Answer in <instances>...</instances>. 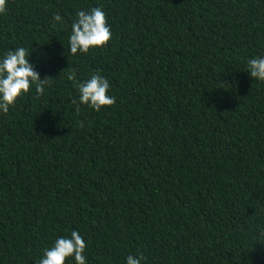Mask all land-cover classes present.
I'll list each match as a JSON object with an SVG mask.
<instances>
[{
	"label": "trees",
	"instance_id": "obj_1",
	"mask_svg": "<svg viewBox=\"0 0 264 264\" xmlns=\"http://www.w3.org/2000/svg\"><path fill=\"white\" fill-rule=\"evenodd\" d=\"M93 7L112 37L73 55L72 20ZM6 8L0 54H49L32 59L51 85L0 113V264H38L72 230L87 264H264V80L247 72L264 56V0ZM72 70L107 77L115 103L77 110Z\"/></svg>",
	"mask_w": 264,
	"mask_h": 264
},
{
	"label": "clouds",
	"instance_id": "obj_2",
	"mask_svg": "<svg viewBox=\"0 0 264 264\" xmlns=\"http://www.w3.org/2000/svg\"><path fill=\"white\" fill-rule=\"evenodd\" d=\"M6 11V0H0V15ZM52 19L53 26L59 24L63 27L65 20L62 15L56 13ZM111 37V26L102 8L81 9L76 12L71 23L68 50L73 55L88 53L91 49L106 46ZM33 55L37 63L50 59L49 54L39 49L32 48L29 52L25 47H16L0 54V113L7 115L10 106H14L18 98L29 94L30 90L40 96L51 85V76L41 78ZM247 72L254 79L264 80V56L248 60ZM67 79L74 82L78 91V98L72 101L77 105V110L83 104L98 112L103 106L115 103V96L109 94V79L99 73H92L88 79L77 80L76 72L72 70L67 73ZM86 247L87 243L80 232L72 230L70 235L58 236L51 246L45 247L38 264H66L69 260L74 261V264H87ZM146 259L143 254L128 255L125 264H145Z\"/></svg>",
	"mask_w": 264,
	"mask_h": 264
}]
</instances>
